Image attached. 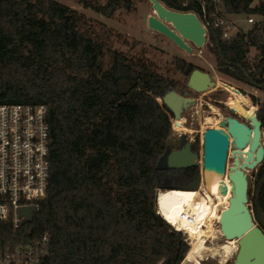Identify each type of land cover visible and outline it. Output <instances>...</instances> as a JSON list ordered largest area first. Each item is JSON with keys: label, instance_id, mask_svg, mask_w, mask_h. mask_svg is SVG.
I'll return each mask as SVG.
<instances>
[{"label": "trees", "instance_id": "1", "mask_svg": "<svg viewBox=\"0 0 264 264\" xmlns=\"http://www.w3.org/2000/svg\"><path fill=\"white\" fill-rule=\"evenodd\" d=\"M161 1L196 13L207 25L221 73L264 86V0L255 7L253 0H223L225 13L256 17L249 30L241 28L231 39H223L224 28L213 24L212 0ZM77 2L109 18L136 9L134 0ZM113 32L58 0H0V103L46 104L51 133L47 195L36 202L31 221L0 220V251L47 234L45 264L184 260L186 234L158 213L154 193L155 158L172 131L159 98L179 83L135 47L132 55L112 49ZM251 48L257 51L253 63ZM177 66L186 76L195 68L183 59ZM246 99L256 108L253 97ZM252 200L256 210V195ZM260 206L264 214V187Z\"/></svg>", "mask_w": 264, "mask_h": 264}, {"label": "water", "instance_id": "2", "mask_svg": "<svg viewBox=\"0 0 264 264\" xmlns=\"http://www.w3.org/2000/svg\"><path fill=\"white\" fill-rule=\"evenodd\" d=\"M149 1L154 10V15L148 18V25L152 30L165 35L180 48L189 52L192 51V47L188 42L197 47L205 44L208 29L196 13L168 8L161 0ZM187 85L197 92H202L215 87L216 82L208 72L196 68L190 73ZM256 86L264 88L261 84ZM159 99L174 113L176 120L181 118L183 109L194 101L193 98L181 95L174 89H167ZM239 107L242 113L251 119V125L234 116L226 115L220 121V127L207 129L202 134L200 152L192 151L188 145L184 149L172 151L167 155V160L169 165L175 167L199 165L204 172L212 166L213 143H219L221 161L219 172L230 181L231 196L228 207L217 222L223 238L236 239L238 245L234 259L229 264H264V214L260 206L264 176L259 181L256 195V216L259 220V224H256L255 215L250 207L248 174L250 170L264 162L263 121L258 115L257 108H254L249 115L245 107L242 105ZM197 158L201 161L197 162ZM229 159L232 161L230 165H228ZM200 187L199 177L188 185L189 189ZM154 193L158 202L159 189H155ZM37 210L36 206L19 209V214L23 216L19 225L31 221Z\"/></svg>", "mask_w": 264, "mask_h": 264}, {"label": "rangeland", "instance_id": "3", "mask_svg": "<svg viewBox=\"0 0 264 264\" xmlns=\"http://www.w3.org/2000/svg\"><path fill=\"white\" fill-rule=\"evenodd\" d=\"M62 3H65L74 9H77L83 12L88 19L96 24L99 27L100 23L105 24L108 28L113 29V36L110 40L111 48L117 50H123L128 54L132 55L133 51L130 52L133 47L134 51L137 52V55L146 57L149 61H152L154 65L157 67L158 71L162 74L169 76L170 78L175 79L179 85L178 90L182 89V86L187 89L186 83L189 75H184L180 69L177 67V60L183 59L186 63H192L194 67H199L200 69L208 72L213 80L217 83L219 87L217 89L209 88L202 93L192 94L193 97H198V103L195 104L191 109H198L200 111V105L203 102V98H205L204 94L218 96L220 98L226 99L228 98L229 104L232 106L236 105L235 99H239L241 103L246 107L250 108V112H253V107L250 106L246 99V94L253 97V105L257 109H261L262 114H264V88L256 86V84L246 83L240 80H237L233 77L227 76L221 73L217 68V57L216 53L212 48V44L209 41V35L207 33V40L202 47H197L191 42H188L192 51H186L180 48L177 44H175L172 40H170L165 35L152 30L148 25V18L151 15H154V10L152 8V4L149 0H134L136 3V9L133 11L127 10H119L116 12L114 17L109 18L100 13L93 11L92 9L85 8L80 5L77 0H58ZM101 3H106L107 0H98ZM232 19L236 21L237 25L243 30L247 31L252 27L251 23L247 21V14H234L231 15ZM207 26V25H206ZM208 29V27H207ZM135 43V45H134ZM257 55V51L254 48H251L248 54V60L253 63L255 61ZM104 66L108 67L110 65V53L104 57ZM181 87V89H180ZM223 87H226L230 93H228ZM239 87L241 90H236ZM161 102V100L159 99ZM199 116V112L197 113ZM183 119H188L186 122H181L180 130L178 131L173 127V119L172 121V131L171 135L176 136L178 133L183 132L184 130H194V129H204L206 123L201 122V127L198 124L191 123L189 120L188 112L183 114ZM208 124H211L214 120L209 118ZM184 126V127H183ZM190 135H196L195 132H188ZM264 141V138H263ZM231 164V163H229ZM260 166L257 168L250 170L249 174V194H250V207L255 215V223L259 224V220L256 216L255 205L253 203L252 197L257 195L258 185L260 181L259 172ZM157 173V184L158 187L156 189L167 190L172 188H182L188 189V183L185 177L180 175H168L167 177L171 180L170 182H165V180L159 177V172ZM203 177L204 172H202ZM163 179V180H162ZM204 180V178H203ZM203 184V183H202ZM205 189H201V192L205 194ZM217 197H220L217 194ZM222 197V196H221ZM226 208V204L220 210V213ZM218 219L215 221L214 225L219 228ZM225 242L223 236L218 237L215 240H209L207 242L208 245L218 246ZM230 246L234 247L237 251L238 245L235 239L227 241ZM191 248V245H190ZM189 248V249H190ZM189 251V250H188ZM221 253V254H220ZM213 254V250L207 246L205 247L200 255L194 259V261H198V264H229L233 261L235 253L230 256L227 260H225V256L222 253ZM187 255V254H186ZM217 257V258H216ZM186 258V256H185ZM221 259V260H220Z\"/></svg>", "mask_w": 264, "mask_h": 264}, {"label": "built area", "instance_id": "4", "mask_svg": "<svg viewBox=\"0 0 264 264\" xmlns=\"http://www.w3.org/2000/svg\"><path fill=\"white\" fill-rule=\"evenodd\" d=\"M212 1L216 15L213 24L224 28L223 39H231L241 28L230 14L225 13L223 0ZM261 1L253 0L251 6L255 7ZM247 21L253 25L256 17L248 15ZM261 73L264 75L263 71ZM50 145L46 104L0 103V220H12L19 225L23 219L19 209L38 207L36 202L47 195L51 170ZM158 213L175 230L186 234L191 243L186 227L197 223L194 213L182 210L176 222H170L160 209ZM49 249V236L43 234L13 249L0 251V264H45ZM187 263L198 264V261L184 258L181 264Z\"/></svg>", "mask_w": 264, "mask_h": 264}, {"label": "bare ground", "instance_id": "5", "mask_svg": "<svg viewBox=\"0 0 264 264\" xmlns=\"http://www.w3.org/2000/svg\"><path fill=\"white\" fill-rule=\"evenodd\" d=\"M235 102L239 111L242 112L239 106H245L239 99H235ZM248 114H251L250 110H248ZM180 124L181 121L179 119L175 120V129L178 131H181ZM218 145L219 143L217 142L213 143V155L211 156L212 166L204 171L205 177H203V184H201L200 188H172L159 191L157 202L158 209H160V212H162L170 222H176L180 212L186 209L190 210L197 217L196 224L186 227L192 238L190 243L191 248L186 255L187 261H194L207 246L213 250V254L220 253L222 250V253L226 257L225 260L236 253L235 248L230 246L227 242L228 240H225L224 243L218 246L207 244L209 240L213 241L223 236L221 229L216 227L214 223L217 219H220L222 214L220 210L224 205L226 204V208L228 207L229 197L231 196V183L219 172L221 161L219 159L220 147ZM201 189H205V194L201 192ZM217 194H219L220 197H217ZM235 241L237 242L236 239ZM219 264L221 263L219 262Z\"/></svg>", "mask_w": 264, "mask_h": 264}, {"label": "flooded vegetation", "instance_id": "6", "mask_svg": "<svg viewBox=\"0 0 264 264\" xmlns=\"http://www.w3.org/2000/svg\"><path fill=\"white\" fill-rule=\"evenodd\" d=\"M196 68H199V67H195L194 69H196ZM188 78H189V76H188ZM187 82H188V80H187ZM186 86H187V89H185L182 86V89L180 87L181 90H178L177 88H168V89H174L179 94L187 96V97H191L194 99V101L188 107H185L183 109L182 114H181V118L179 120L182 123L186 122L188 119L184 120L183 114L185 112H188L189 120L191 123H195V122H196V124L199 123V125L201 127L202 126L201 122L203 120V122L206 123L205 128L202 130L201 129H194V130L188 129L187 131H183V132L178 133V135H176V136L170 135L165 142L163 150H161L157 154L154 164L156 166V172L160 173L159 177L163 178L165 180V182L171 181L167 177L168 175L176 174V175H180L182 177H185L188 184L195 181L199 177V178H201V184H202V181H203L202 166H199V165L182 166V167L171 166V165H169V162L167 160V155H169L172 151L184 149L188 145H190L192 151L200 152V150H201L200 137L202 136V134L207 129L220 127V121L223 120L226 115L234 116L237 119H239L240 121H242L248 125H251V119L249 117H246L242 112H240L239 108L229 104V102H228L229 97L226 99H223V98H220L218 96H215V94H213V95L204 94L205 98L202 99L203 102L200 105V111L198 109H191L195 104L198 103L197 102L198 97H193L192 94L194 93V94L198 95L199 93H202L203 91L197 92V91L191 89L190 87H188L187 83H186ZM216 86H217V83H216ZM211 88L217 89L219 87H211ZM223 88L228 93H230L226 87H223ZM236 88H237V90H241L239 87H236ZM246 109L248 111L250 108H246ZM167 110L171 116V120L173 119V121L175 122L176 119H175L174 113H172V111H170L168 108H167ZM198 112H199V116L197 114ZM258 115H259L260 119H262V121H263L262 129L264 132V114H262L261 109H258ZM209 118H212L214 120L211 124H208V122L210 121ZM173 127H175L174 123H173ZM188 132H195L196 135L192 136ZM196 161L200 162L201 160H200V158H197ZM231 162L232 161H230V159H229L228 165H230L229 163H231Z\"/></svg>", "mask_w": 264, "mask_h": 264}]
</instances>
